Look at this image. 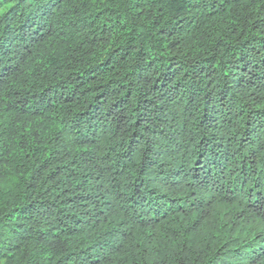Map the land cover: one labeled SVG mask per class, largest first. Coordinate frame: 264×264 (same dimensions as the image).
Returning a JSON list of instances; mask_svg holds the SVG:
<instances>
[{
	"label": "trees",
	"instance_id": "trees-1",
	"mask_svg": "<svg viewBox=\"0 0 264 264\" xmlns=\"http://www.w3.org/2000/svg\"><path fill=\"white\" fill-rule=\"evenodd\" d=\"M3 264H264V0H0Z\"/></svg>",
	"mask_w": 264,
	"mask_h": 264
},
{
	"label": "rangeland",
	"instance_id": "rangeland-1",
	"mask_svg": "<svg viewBox=\"0 0 264 264\" xmlns=\"http://www.w3.org/2000/svg\"><path fill=\"white\" fill-rule=\"evenodd\" d=\"M16 181L17 178L13 174L0 176V199L6 200L13 196L16 192ZM0 264H3L2 261H0Z\"/></svg>",
	"mask_w": 264,
	"mask_h": 264
}]
</instances>
